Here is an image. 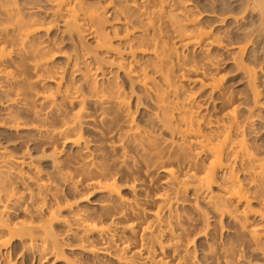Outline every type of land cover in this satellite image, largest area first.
<instances>
[{
	"label": "bare ground",
	"instance_id": "obj_1",
	"mask_svg": "<svg viewBox=\"0 0 264 264\" xmlns=\"http://www.w3.org/2000/svg\"><path fill=\"white\" fill-rule=\"evenodd\" d=\"M38 1L37 5L28 6L19 0H0V73L4 76L8 88L6 90L8 93L5 92L14 97L12 104L19 103L25 110H30L29 113L35 105H40L42 108L48 105L52 110L56 109L57 114L64 117L61 119L62 128L59 130L51 128L44 134L72 142L74 146L81 145L84 139L83 125L88 120L96 122L92 113L88 114L87 105L102 111L101 120L109 119L111 112H116L118 117L121 116L118 113L125 112L124 117H121L123 125L118 124L122 132L118 134L121 135L119 143L117 142L118 144L113 147L121 148V151L125 153L124 157H127L126 148L130 147L129 145L134 146L133 148L136 149L134 151H138L136 156L139 155L146 168L153 167L154 171L157 166H162V171L170 175L169 185L173 186L169 188V192L157 197L160 198L159 208L149 212L151 215L147 218L146 209L122 195L121 186L117 185L115 177L112 173L105 172L108 169L106 166L99 162L96 164L94 160L87 163L86 151H90L91 148L88 140H83L84 145L81 148L85 151L81 149L83 151L81 153L85 156L84 160L87 158L86 161L83 160V165L89 168V175L98 174L94 179L99 176L104 181L102 182L101 179L92 181L90 179L92 176H89V184L85 186L89 188L88 190L93 189L106 194L108 199L107 202H101L103 206L101 209L104 211L101 215L104 217L100 216V221L97 223L89 221L90 219L88 220L82 213L79 202H82L85 196L76 193L80 186L78 180L72 182L74 185H68L76 189L73 191L79 196L77 201L71 202L69 198L67 200H65L66 197L62 199L63 196L60 198L59 188L38 177L36 179L37 194L35 190L31 192L35 194H30L31 201H35L33 202L35 204L30 202L32 204L30 207L35 206L34 215H31L30 207H28L30 203H25L29 202L30 198L24 199L26 196L23 193L17 191L14 185H9L8 177L6 179L1 175L5 178L0 176V254L6 259L4 263L11 264L9 263L11 249L8 251L7 247L14 239L23 242L24 251L37 249L45 256L55 257L57 261L60 258L63 259L64 244L55 234L52 224L61 219L59 213L62 209H66L71 213L70 223L80 232L79 241L82 245L80 248L95 257L92 259L93 262L89 260V262H83L84 264H101L102 262L97 258L98 254L120 264H138L128 256L129 254L130 256L134 254L140 264H200L201 262L196 261L194 255H190L189 250L190 242L193 243L189 240L192 236L189 234L195 231V229L190 230L189 226H192L193 221L198 220H191V216L190 218L186 216L185 219L186 212H183L185 214L183 215L179 212L178 206L176 207L179 201L188 200L185 196L189 188L187 185L196 186L195 200L205 202L220 217L229 216L235 222L237 221L236 223H240L239 226H244L243 228H247L252 217L259 218L262 223V225L259 224L261 228L251 227L253 229L248 231L250 232L248 241L251 240V243L264 253V152L259 146L254 147L248 142L247 132H245L247 121L239 115V107L235 103L233 94H229L226 86L223 85L224 77L218 67L219 62L213 59L214 47L222 49L227 46L223 38L217 36L218 34L216 35L211 28V30L205 29L207 26L204 28L199 17L192 14L191 8L186 6L187 2L184 5L181 0V4L176 3L177 0H155L154 3V0H130V3L123 0L126 2L123 3L124 5L122 0H120L121 4L112 0L105 6L102 4L103 0H43L50 5L48 10H44L40 2L42 0ZM261 1L262 3L254 9L259 8L264 16V0ZM176 4L182 5L180 9L183 10L178 14L173 8ZM250 6H252L251 3L248 7ZM231 14L221 15L223 17L219 18L220 24L235 17ZM107 16L113 17L114 24L111 26L113 35L108 31L109 29L107 30ZM234 20H238V17ZM60 23L63 27L62 31L67 33L71 40L77 39L76 41L83 42L84 33L94 39V45H86L85 51H83L84 48L80 50L76 45L73 54H66L65 67L55 62L57 54L64 51L60 44L62 40L52 34L56 28L59 29ZM168 26L171 28L170 31L178 37V44L171 37L174 35L170 36L167 33ZM177 45L201 50L202 53L199 54L203 62H197L200 59L197 58L196 61L193 58L198 55H193L192 49L191 53L188 52L190 54H184L180 51L181 47ZM232 47L236 54H242V56L247 50L245 45ZM109 53L114 54L110 58L114 57L118 61H116L118 69L131 83H138L145 88L146 92L152 94V99L157 103L155 121L158 126L156 123L154 126L160 125V128L169 130L171 142H167L168 139H166V143L161 144L160 140H156L158 135H155L156 138L152 136L155 131L150 133L149 130L153 128L145 130L136 122L130 109V102L127 100L129 96L123 89L124 85L122 86L123 82L120 83L113 77V71L108 65L110 60L103 56ZM240 58L237 59L240 60ZM73 75L80 77L76 80ZM246 76L249 84L253 86L255 103L259 104L261 101L258 95L260 94L257 87H254L257 71L247 70ZM189 77L193 78L194 83H201V86L210 89V94L219 95L224 106V110L222 106L223 113L220 112L221 116H216L213 120L202 113L201 109L204 106L197 101L194 94L196 92H189L183 84V81ZM50 83L53 85L51 86ZM42 108L38 109L42 110ZM38 109L35 111L34 108L32 114L39 119L42 111ZM70 109L76 110L67 117ZM11 113L5 116L8 117L7 122L4 118V123L9 124L4 125L26 129V124L24 126ZM112 117H115L114 113ZM42 119L40 121H43ZM100 150L102 151L101 147ZM0 160V168L3 164L7 168L16 167L21 170L24 167H34L32 160H26L25 157L9 158L4 150L0 152ZM1 169L0 172L4 173ZM35 170H37L35 175H39L40 171ZM213 187H217L218 193L213 192ZM74 199H76L75 196ZM254 203L257 205L255 206ZM20 208L29 213L28 216H32L30 220H26V217L25 220H22L23 218L15 220L12 217V209L20 210ZM165 210L166 212H163ZM113 212L116 218L110 221L113 223L114 219H117L118 223L125 222L120 227L121 232L125 230L132 232V236L137 239L134 240V244L137 243L135 249L131 248L132 244L129 243L132 239L125 240L123 239L125 236L119 234L118 237L121 236V238H116L117 234L111 229L113 224L110 225V222H107ZM34 216L38 217L34 218ZM35 219L39 221L36 222ZM209 225L208 227L205 225V231H202L203 236L209 233ZM177 229L181 231L180 236H176ZM189 231L193 232L189 233ZM7 236L8 238H5ZM164 236H169L168 239L173 241L174 251L172 254L169 252L171 255L165 253L171 243L166 245L167 240L165 242L162 240ZM212 248L214 246L209 247V250ZM209 250L205 253V257L210 255ZM79 260L68 262L83 264L81 262L83 260Z\"/></svg>",
	"mask_w": 264,
	"mask_h": 264
},
{
	"label": "rangeland",
	"instance_id": "obj_2",
	"mask_svg": "<svg viewBox=\"0 0 264 264\" xmlns=\"http://www.w3.org/2000/svg\"><path fill=\"white\" fill-rule=\"evenodd\" d=\"M19 1H23L25 4H28V6H35L39 2L38 0H25V1L19 0ZM110 1L112 0H103L102 4H104L105 6ZM114 1L117 4H121L120 0H114ZM125 1H127L128 3L131 2L130 0H125ZM125 1L122 0V4L126 3ZM178 1L180 0H177L176 3L181 4V1H183L184 5L187 2L186 6L189 7V9L191 8L192 14H196V16L199 17L201 24H204L203 25L204 28L205 26H207L205 29L211 28L212 31L216 33V35L218 34L217 36L223 38V40L225 41L224 44L225 43L227 44V46L223 47L222 49H217L215 47L213 48L214 50L212 49L213 59L219 62L218 67H220L219 68L220 72L223 74L224 77L223 85L226 86L225 88L227 89V92H229V94H233L232 96L234 97L235 103L239 107V115L242 116L243 120L247 121V124L245 125L246 126L245 132H247L246 136L248 142H250V144L253 145L254 147L259 146L264 152V16L259 8L254 9L255 7H258L259 4L262 3V1L261 0H255V1L254 0L253 1L252 0H185V1L181 0L180 2ZM40 2L43 5L44 10H48L50 5H48V3H46L43 0ZM154 2L155 0L153 1V3ZM250 3L252 6L248 7ZM180 4L179 5L176 4L175 5L176 7H173L174 11L177 14L179 11L181 12L183 11L180 9L182 6ZM150 8L152 9L154 7H150ZM201 12H203V14ZM199 13L202 14V16ZM230 13H232L235 17H238V20H234L235 17H231L224 24H220L219 18L223 17L221 15L230 14ZM107 18H108L107 30L109 29L108 31H110L111 35H113V30H112L113 28H111L112 24H114L112 20L113 17L107 16ZM169 27L170 26H168V28L166 27L167 33L170 34V36L174 35L171 37L177 43L178 37H176V34H173L174 32L170 31L171 28ZM62 28H63L62 24L60 23L59 29L56 28L55 29L56 31L54 30L52 34L57 39L62 40V42L60 41V44L64 50L57 54L58 57L55 58L56 59L55 62L57 65L65 67L66 56H67L66 54L68 53L73 54L75 52L76 45H78L80 50L84 48L83 51H85L86 45H91V44L94 45V41H93L94 39L90 38V36L84 33L83 42L81 41L79 42V40L76 41L77 39L71 40V38L67 36V33H64L62 31ZM175 37L177 39H175ZM169 39L172 41L171 38ZM116 42L115 45H117ZM232 43L233 45H231ZM238 45H245L247 48L243 56L242 54H238V53L236 54L235 49L232 47ZM177 46H179V48L181 47L180 49L182 50L180 49L179 50L184 52V54H187L188 52L191 53L190 50L192 48L188 49L181 45H177ZM192 50H193L192 51L193 55H198L200 57L199 53L201 52V50L199 49L196 50L192 49ZM109 54H105L103 56H105L107 60H110L109 61L110 63L108 65L111 67L110 70L113 71L112 73L113 77L116 78L120 83L123 82L122 86L124 85L123 89L126 90L125 91L126 95L129 96V99L127 98V100L128 102H130L129 103L130 109L131 112H133L132 115H134L136 122L139 124V126H141V128L143 129L145 128V130H149L153 128L152 130L149 131H151L150 132L151 134L155 131L152 136L156 138L157 136L155 135H158L156 140L158 141L160 140L161 144H163L166 141V139H168L167 142H169L170 139L172 140L171 135L169 134L170 133L169 130L166 129L167 130L166 131L164 130V128H160L161 127L160 125L159 127H155L156 125L154 126V123H156L158 126V123L155 121L157 103L156 101H154V99H152L151 97L152 94L146 92L145 88H143L138 83L136 84L131 83L130 80L127 79L126 76H124L123 72L120 69H118L117 66L118 63H116L117 60H115L114 57L110 58V56H114V54L112 53ZM236 55H240V56H236ZM198 56H193V58L195 60L197 58L200 59L196 61L202 63L203 62V60H201L202 57L199 58ZM239 57H241L240 60L237 59ZM112 60L114 62H112ZM250 69L251 70L254 69V71H257V80H256L257 86L255 84L254 87H257L260 94V96L258 95L259 97L258 99L259 101H261L260 103L258 102L259 104L255 103V98H254L255 96L253 94V89H252L253 86L249 84V80L246 76V71ZM73 77L77 80L79 79L80 76L73 75ZM5 82L6 81L4 79V76L1 75L0 76V123L1 122L3 123H1L0 125V152L4 150L5 152H7L9 158L25 157L26 160H32V162L34 163L33 166L35 168L31 167L32 168L31 169L24 167L22 168V170L17 169L16 167L7 168L2 163L3 164L1 167L2 169L1 168L0 169L3 170L5 174L0 172L2 173L0 174V176L3 175L6 179L8 177L9 180L7 181H10L9 185H14L13 187H15L17 191L23 193L24 196H26L24 197V199L27 197L30 198L29 202L27 200H23L24 202L27 201L25 203L29 204L30 202L31 203L35 202L34 200L33 202L31 201L32 196H30V194L34 193V192L31 193L32 190H35V193L37 194L38 190L36 191L37 189L36 179L39 177L40 179L44 180V182L47 183L51 182L52 183V184L50 183L51 185H55L56 188H59L58 190L61 191L59 192L60 198L63 196L62 199L63 198L65 199L66 197L65 200L69 198L71 202H74L75 200L77 201V199L79 198V196H77L78 193L79 195L80 194L84 195L85 197L82 196L84 197L82 198V202L78 201L80 208H82L83 211L82 213L86 215V218L88 220L90 219L89 221L99 223L100 216H102L101 212L103 211V209H101L103 207L101 205V202H107L108 199H106V194L93 189L88 190L89 188L85 186L89 184L90 179H92V181L98 179H101V181L103 180L99 176H97V178L94 179L95 175L98 174L89 175V168L83 165L84 161H86L87 158L86 160L83 159L85 156H82L81 151L83 150V148L81 147H83L82 145H84L83 140L85 141L88 140L91 149L89 148L90 151H86V153L88 154L87 163H89V161L92 162L94 160L95 163L97 162L96 164H98L99 162L102 165L106 166L108 169L107 171L105 170V172L112 173V176L115 177L116 182H118L117 185H119V187L121 186L120 189L122 195L126 199L131 200L134 203L140 205L141 208L146 209V211H148L147 218H149V216L151 215V213L149 212H153V210L156 211L157 207L159 208L160 198L157 197L162 196L163 193L169 192L171 186H173V185L170 186L169 185L170 182H168V180L170 181V175L162 171L163 168H161L162 166L160 165L157 166L154 171H153L154 169L153 167L152 169L151 168L147 169L143 161H142L143 164H141L142 159L138 157L139 155L136 156L137 155L136 153L138 151L136 152L134 151L136 150L134 149L135 148L134 146L133 148L131 145H129L132 149L130 147L126 148L128 150V152L126 153V155H128L127 157H124L123 154L125 153L124 151H121V148L113 147V145H117L119 143L118 140L120 139L121 135L118 134H121L122 132L118 124L122 123L123 125V119L121 117L125 112L118 113V115H121L119 117L116 116V112H111L109 113V119L101 120L100 118L102 116V111L100 109H93V107L87 105L88 114L92 113L93 117H95L96 119V122L94 120L89 122L88 120V122L83 125L82 136L84 139L81 141V145L79 144L80 146L79 145L74 146L75 144H73L72 142L65 141L64 139H58L57 137L54 138V136H51L50 134H46V135L44 134V133H48L46 131L51 130V128L52 130L54 129L59 130L62 128L61 119H63L64 117H60L58 115L59 113L57 114L56 109L52 110V108H50V106L48 105H44L43 108L40 105H35L31 109V112L29 113L30 110H25L24 108L21 107L22 105H20L19 103H14L13 105L12 103L14 99L12 98L14 97H12L11 94H7L8 92L6 90H8V88ZM183 82H184L183 83L184 86L186 87V90H188L189 92L193 91L191 93L196 92L194 94H196L195 96L197 101H199V103L203 104L204 106V108L201 109L203 114L204 113L207 114V117L210 116L209 119L213 118V120L216 119V116L218 117L219 115L220 116L222 115L220 112L224 110V106L222 105L223 103L219 99L220 97H218L219 95H217V93H214L216 95L212 93L210 94L209 92L210 89L208 90V88L201 86V83L198 82L194 83V80L193 78L191 79V77H189V79H185ZM50 84L51 86L53 85L52 83ZM15 88L19 89V87H15ZM8 99L10 100L8 101ZM222 106H223V110H222ZM34 108L35 111L38 108L39 109L42 108V110L38 109L40 112L42 111L40 115L41 117H39V119L35 118L34 114H32V112H34L33 111ZM75 110H71V109L68 110L67 117H69V115H71ZM6 111L12 112L11 114L15 115V117L19 120V122L24 124V126L26 124L27 126V127L25 126L26 129L24 130L16 129L15 127H12V125L6 127L4 124L7 125L9 124V123H4L5 122L4 118L6 122L8 120V117L6 118L5 116H7L9 112L7 113ZM113 113L116 118L112 117ZM33 118L36 120H34ZM40 119H42L44 122L40 121ZM112 121L114 122V124H112L113 123ZM14 128L17 131L14 130ZM95 130H99V131H95ZM111 145L114 149L111 147ZM100 147L102 148V151L100 150ZM132 150L134 153L132 152ZM117 160H119V162ZM134 161L136 162V164ZM123 162H125V164ZM169 166L172 167L173 165H169ZM35 169H38L40 171L39 175H35L37 174L35 173L37 171ZM147 170L151 172L149 171L147 172ZM3 176L1 177L4 178ZM89 176L92 177L90 178ZM112 176L111 178H113ZM74 180H78V182H80V184L78 183V185H80L78 190L72 187L70 188L68 186V185L70 186L74 185L72 183ZM82 185H84V187ZM131 186H133L135 189ZM187 187L189 188H187L188 190L185 196L187 197L188 200L185 199V200H181V202L179 201L176 207L178 206V210H180L179 212L181 214H183V212L184 213L186 212L185 213L186 215L183 214L185 215V219L187 218L186 216H188L189 218L191 216L192 217L191 220L192 219L198 220L196 222L193 221V224H191L193 227L189 226L191 229L188 227V230L190 229L194 231L195 229L194 232L189 231V233L193 232V234H189V235L194 236V233L196 232L195 233L196 235L194 237L190 236L193 239L191 238L189 239L190 241L192 240L193 242L192 244L191 242L189 244V250L191 252L190 255L191 254L194 255L195 260L201 262L200 264H264V253L261 250H259V248L255 247L251 243V240L248 241L249 240L248 238H250L249 237L250 232L248 233L249 229L251 231V229H253L251 227L253 226H256V228L257 226L258 228H261L260 226L262 225V223L259 220V218L252 217L250 220L251 222L249 221L250 223L247 225V228L246 227L243 228L244 226H239L240 223H236L237 221L235 222V220L230 218L229 216H224V218H222V216L220 217L218 213H215L216 211L214 210L212 211V209L208 206V204H206L201 200L198 201L195 200L197 198L194 193L195 192L194 188L196 186L194 187L193 185L190 186L187 185ZM73 189L74 191L75 190L77 191L76 192L77 194L73 191ZM212 190L213 192L217 191V187H213ZM215 193H218V191ZM74 196L76 197V199H74ZM31 203L29 204V206L28 205L27 206L28 207L32 206ZM255 204L257 205V203H254V205ZM257 207L260 208L259 206ZM34 208L35 206L30 207L29 209L32 213L31 215H34L33 213ZM21 210L23 212H21ZM114 212L111 218L107 222L108 223L110 222V225L113 224L111 225V229L113 232L117 234L116 235L117 239L118 238L120 239L121 236H125V238L123 237L122 238L128 241L132 239L131 241H129V243L130 245L132 244L131 248H134L137 245V243L134 244L135 242L134 240L137 239L135 238V236H132L133 235L132 232L127 230H125V232L124 231L121 232L120 227L123 226L125 222L124 223L119 222L120 225L118 221H116L117 219H114L115 222L113 223L111 222L112 218H116L115 217L116 214ZM117 212H120V210H117ZM163 212H166V210ZM28 214L29 213H26L21 208L20 210L12 209V217L15 218V220L17 218L18 219L23 218L22 220H25V217L26 220L27 219L30 220L32 216H28ZM59 214H60L59 218L61 219L56 220V222L52 224V229L55 230L54 231L55 234L58 235L59 240L64 244L63 246H64L65 257L63 259L60 258V260L57 261L55 257H51V256L49 257L48 255L45 256L42 254V252H40L37 249L24 251L23 242L20 241L19 239H14L11 240V242H9V245L7 247L8 251L11 249L10 250L11 260L9 261V258H7V261H9V263L11 264H69L68 261L70 260L77 261V259H80L79 261L83 260L81 261L82 263L83 262L86 263L85 261L89 262V260L93 262L92 259L95 257L92 254L89 255L87 251H85L84 249L82 250V248H80V246H82L80 245L81 241H79L80 232L79 230H77V227H75V225H72L70 223L71 213L69 212V210L62 209ZM163 214L167 215L166 213ZM37 217L38 216L36 217L34 216V218ZM38 219L42 220V218H38ZM37 220L35 219L36 222ZM208 224H210L209 233H208L209 235L206 234L205 236H203L202 231H205L204 227L205 225H207L208 227ZM198 226L200 227L198 228ZM176 232H177L176 236L181 235L180 230L177 229ZM118 234L121 236L118 237L119 236ZM5 238H8V236ZM168 238L169 236H164L162 240L163 242L167 240L165 242L166 245H169L171 243V246H169L168 247L169 249H166L165 252L166 255H171L174 251V247L172 246L173 241H170ZM213 246L214 248L209 250V247L211 248ZM208 250L210 251L209 252L210 255L205 257V253L208 252ZM98 255H99L97 257L98 260L103 264H120L112 260L111 262L109 259L102 257V255L100 254ZM130 255L131 254H129L128 256L131 257L133 260H135V262L140 264L139 261L137 260V257L134 254H132V256ZM0 257H1L0 264H5L4 263V260L6 261V259H4L5 257H2V254H0Z\"/></svg>",
	"mask_w": 264,
	"mask_h": 264
}]
</instances>
